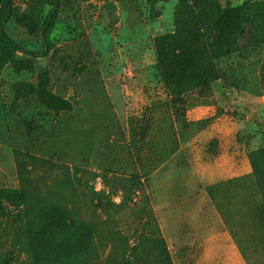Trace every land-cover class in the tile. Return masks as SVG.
I'll use <instances>...</instances> for the list:
<instances>
[{"label":"rangeland","instance_id":"1","mask_svg":"<svg viewBox=\"0 0 264 264\" xmlns=\"http://www.w3.org/2000/svg\"><path fill=\"white\" fill-rule=\"evenodd\" d=\"M11 1L5 33L40 51L52 5ZM179 2L59 0L45 58L0 40V264H264V44L204 89L165 78Z\"/></svg>","mask_w":264,"mask_h":264},{"label":"trees","instance_id":"2","mask_svg":"<svg viewBox=\"0 0 264 264\" xmlns=\"http://www.w3.org/2000/svg\"><path fill=\"white\" fill-rule=\"evenodd\" d=\"M35 3L51 4L52 11L42 27L41 50L38 52L26 50L12 40L4 31L12 18L13 4L11 0H0V40L13 51L32 58H45L51 50L49 35L59 8V0H32ZM264 44V0L249 1L239 7L220 8L213 0H180L175 16V30L171 35L160 39L159 53L163 56L166 47L168 60L162 59V71L165 78L173 79L180 73V80L186 76L199 73L197 88H206L219 80L214 61L223 57L241 54L255 50ZM166 55V54H165ZM201 58V60H200ZM13 194L23 206L22 217L28 224H35L33 212L35 206L44 204L34 200L22 190L8 191ZM47 204V203H46ZM66 215L57 206L50 205L47 220ZM49 220V221H50ZM67 231L76 232L77 223L66 219ZM42 253L35 250L29 257L33 264L42 258Z\"/></svg>","mask_w":264,"mask_h":264},{"label":"crops","instance_id":"3","mask_svg":"<svg viewBox=\"0 0 264 264\" xmlns=\"http://www.w3.org/2000/svg\"><path fill=\"white\" fill-rule=\"evenodd\" d=\"M201 255L204 256L205 255V252L203 251Z\"/></svg>","mask_w":264,"mask_h":264}]
</instances>
